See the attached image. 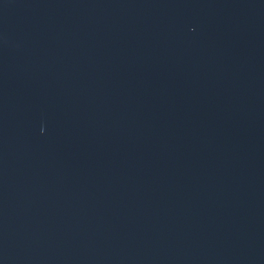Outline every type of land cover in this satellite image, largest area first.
<instances>
[{"label":"water","instance_id":"1","mask_svg":"<svg viewBox=\"0 0 264 264\" xmlns=\"http://www.w3.org/2000/svg\"><path fill=\"white\" fill-rule=\"evenodd\" d=\"M0 264H264V0H0Z\"/></svg>","mask_w":264,"mask_h":264}]
</instances>
